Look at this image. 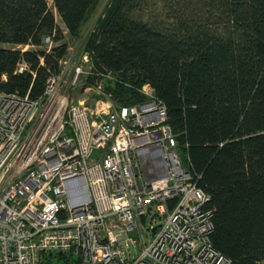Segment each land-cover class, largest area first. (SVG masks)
<instances>
[{
	"label": "trees",
	"instance_id": "obj_1",
	"mask_svg": "<svg viewBox=\"0 0 264 264\" xmlns=\"http://www.w3.org/2000/svg\"><path fill=\"white\" fill-rule=\"evenodd\" d=\"M52 2L77 37L99 0ZM64 38L48 0H0V43L13 46L0 48V93L40 99ZM85 50L86 87L102 81L124 106L149 84L164 102L183 162L211 196L214 248L264 264V0H111Z\"/></svg>",
	"mask_w": 264,
	"mask_h": 264
},
{
	"label": "built area",
	"instance_id": "obj_2",
	"mask_svg": "<svg viewBox=\"0 0 264 264\" xmlns=\"http://www.w3.org/2000/svg\"><path fill=\"white\" fill-rule=\"evenodd\" d=\"M91 73L82 50L40 99L0 93V264H233L164 102L145 84L116 106L102 81L96 105L75 101Z\"/></svg>",
	"mask_w": 264,
	"mask_h": 264
},
{
	"label": "rangeland",
	"instance_id": "obj_3",
	"mask_svg": "<svg viewBox=\"0 0 264 264\" xmlns=\"http://www.w3.org/2000/svg\"><path fill=\"white\" fill-rule=\"evenodd\" d=\"M49 1V6L53 10L57 23L64 31V42H66L69 46L67 56L78 55L82 50H85L86 43L88 42L89 36L97 23V20L104 14L105 10L107 9L108 5L110 4L111 0H99L98 4L96 5L95 9L91 13L90 17L88 18L87 22L82 27L79 35L77 37L71 36L64 27L59 15L54 10L52 0ZM10 48L13 46L0 43V48ZM29 47H25L24 50L28 49ZM87 75H85L82 80L75 86L72 92V98L76 100L84 99L85 103L89 106H94L98 102V92L94 89L87 90L86 89V81Z\"/></svg>",
	"mask_w": 264,
	"mask_h": 264
},
{
	"label": "bare ground",
	"instance_id": "obj_4",
	"mask_svg": "<svg viewBox=\"0 0 264 264\" xmlns=\"http://www.w3.org/2000/svg\"><path fill=\"white\" fill-rule=\"evenodd\" d=\"M95 4V3H94ZM154 93V92H153ZM154 95H155V93H154ZM156 96V95H155ZM157 97V96H156ZM144 99H145V96H144ZM143 99V100H144ZM177 139H178V135H177ZM179 141V140H178ZM181 163H182V165H184L185 166V164H184V162H183V159H181Z\"/></svg>",
	"mask_w": 264,
	"mask_h": 264
},
{
	"label": "water",
	"instance_id": "obj_5",
	"mask_svg": "<svg viewBox=\"0 0 264 264\" xmlns=\"http://www.w3.org/2000/svg\"><path fill=\"white\" fill-rule=\"evenodd\" d=\"M158 229V227L155 228V231Z\"/></svg>",
	"mask_w": 264,
	"mask_h": 264
}]
</instances>
